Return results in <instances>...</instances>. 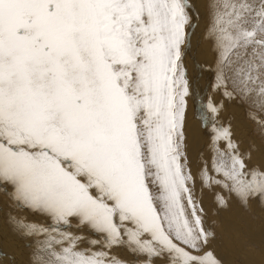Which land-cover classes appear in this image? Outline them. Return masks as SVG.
Returning a JSON list of instances; mask_svg holds the SVG:
<instances>
[{
  "label": "snow or ice",
  "instance_id": "6c2138e0",
  "mask_svg": "<svg viewBox=\"0 0 264 264\" xmlns=\"http://www.w3.org/2000/svg\"><path fill=\"white\" fill-rule=\"evenodd\" d=\"M216 7L221 61L264 110V0ZM189 9L188 0H0V187L50 217L52 232L75 220L101 237L81 249L84 237L16 221L46 235L35 264H121L105 249L124 245L145 264H220L181 162ZM230 136L215 129L231 150L214 160L223 186L245 204L264 199V171L247 170Z\"/></svg>",
  "mask_w": 264,
  "mask_h": 264
},
{
  "label": "rangeland",
  "instance_id": "374dc122",
  "mask_svg": "<svg viewBox=\"0 0 264 264\" xmlns=\"http://www.w3.org/2000/svg\"><path fill=\"white\" fill-rule=\"evenodd\" d=\"M190 2L193 7L197 6L202 11L199 14H197L194 8L189 11L191 27L197 15L200 19L197 23L200 26L197 35L198 47H195L196 49L193 50L191 49L187 60L183 61L185 68L190 71H187L189 89L193 94L194 90L190 87L192 86L193 88L195 83L197 84L196 88L203 95V100L206 98L208 101L217 102L222 108H227L226 112L222 111L224 117L221 119L227 123L229 120V123L223 122L219 116H214L212 119L213 124H226V126L224 124L223 126L231 133L230 139L231 141L234 140L233 144L238 149L248 171L260 170L255 168V163L250 159V152H253L251 147L254 148L253 154H261L263 157L261 167L264 169V125L260 123V121H264V110L258 106L259 97L255 93H249L245 96L240 91L241 86L238 84L235 74L226 68L224 62L221 61V50L218 47L216 39L217 33L212 31L215 15L218 10L222 11V8L217 9L216 5L222 3V0H200V2L199 0H190ZM188 28L186 26L185 30ZM201 48L203 52H201ZM191 56L194 57L192 58ZM192 64H195V66ZM198 64H200V68H203L204 71L199 70V73L195 71V68L199 67ZM207 70L210 72V78L206 77L208 76L207 72H205ZM218 76L221 79H218ZM204 86H207L209 89L204 88ZM192 94L187 97L186 114L188 111L192 114V118L191 116L190 118L196 123H194V132H197V134L194 133L192 135L189 128L186 132L184 122L181 162L184 165L185 174H190L192 177L188 181V187L196 202L198 214L202 217L204 227L213 233V236L210 238L211 246L207 245L206 250L212 251L220 261V264H264V199L257 194L249 197L245 204L234 192H230L223 186L224 183H230V181H226L223 174L216 171L214 160L218 162L219 155L217 151L221 150L230 154L231 150L224 147L221 140H215L218 146H213L211 151L208 150L207 146H203L207 122L205 119H201V115L204 116L203 112H201L202 110L198 108L201 114L200 118L194 112L197 110L198 97H196L193 105L192 103L189 105L192 100ZM195 96L193 94V97ZM250 115L255 118H252ZM199 125L201 126L199 127ZM201 127L205 129L203 130ZM198 130L199 138L196 139ZM185 133L190 135L188 144L186 141L188 137ZM190 142H193V147L192 145L190 147H192L191 152H194L196 157L191 162L188 160V145ZM208 153L210 154V159L207 160L206 156ZM203 154L204 156H202ZM263 169L261 171H264ZM202 177L208 178V180H204ZM196 181H199L201 188L200 185L195 184ZM216 181H220V183H216ZM221 198L226 202L225 204L220 202ZM14 202L6 194L5 190L0 187V264H29L27 257L34 258L38 255L36 252L37 245L46 239V235L43 233L40 235H25L24 231L18 227L16 221L50 228L49 231L52 230L54 222L50 217L34 212L27 207L19 206L17 202ZM201 208L203 211L199 212ZM71 224L72 231L68 229L69 227L60 225L56 226L57 231H51L50 233H53L52 235H55L57 238H59L60 232H70L84 237L85 239L79 244L81 249L90 247L87 241L101 239L99 234L87 229V226H77L75 220H72ZM84 227L87 229V232L82 234L77 233L80 231L79 229ZM56 247L59 250V246ZM92 248L94 251L101 250L99 245L92 246ZM105 250L109 252L110 256L119 260L121 264H145L148 260L146 255L133 253L127 245L113 246ZM22 256L26 257V261H23ZM151 260L152 264H169L167 256L152 257Z\"/></svg>",
  "mask_w": 264,
  "mask_h": 264
},
{
  "label": "bare ground",
  "instance_id": "6f19581e",
  "mask_svg": "<svg viewBox=\"0 0 264 264\" xmlns=\"http://www.w3.org/2000/svg\"><path fill=\"white\" fill-rule=\"evenodd\" d=\"M199 2H200V0H199ZM188 3H189V5H190V9H189V11H191V9L192 8H194L195 10H196V12H197V14H199V12H201L202 11V9L201 8H199V7H197V6H192L191 5V2H190V0H188ZM192 14V13H191ZM198 16V15H197ZM196 16V19H195V21H194V24L192 25V27H189L187 30H186V32L189 34L188 35V39H187V43L190 45L189 47H187L186 49H183V51H184V55L186 56H184L183 55V58H182V60L184 61L185 59L187 60V58H188V56L190 55V53H189V51L192 49H196L195 47H198V40H197V35H198V33H199V27L200 26H198V21L200 20L199 19V17H197ZM200 18H201V16H200ZM199 51V50H198ZM193 52V51H192ZM191 52V53H192ZM195 52V51H194ZM201 52H203V49L201 48ZM196 53H197V50H196ZM195 54V53H194ZM198 54V53H197ZM193 55V54H192ZM200 55H202L201 53H200ZM194 56H196V55H194ZM193 56V57H194ZM192 57V56H191ZM192 57V58H193ZM203 57V56H202ZM196 58H197V56H196ZM195 58V59H196ZM191 59V58H190ZM194 59V60H195ZM187 62V61H186ZM184 64V63H183ZM186 65V64H185ZM188 65V64H187ZM193 65V64H192ZM200 64H198V66H199ZM193 66H195V64L193 65ZM187 68H188V66H187ZM191 69V68H190ZM192 70V69H191ZM194 70V69H193ZM199 70H203V68H200V66L199 67H196L195 68V71L197 72V73H199L198 71ZM187 71H189V70H187ZM204 71V70H203ZM190 72V71H189ZM200 72H202V71H200ZM205 72H207L206 74H208V76H206V77H208V78H210V72H208V70L207 71H205ZM203 73V72H202ZM203 75V74H202ZM204 76H205V74H204ZM201 77V76H200ZM197 78V77H196ZM207 78V79H208ZM195 79V78H194ZM198 79V78H197ZM211 80V79H210ZM197 82H198V80H196ZM205 84V83H204ZM195 85V86H194ZM194 85H193V88H192V86L190 87L191 89H193L194 90V92H193V94H195L196 96L195 97H193V94H192V92H191V90L189 89V92H190V95L192 94V100H191V102H190V104L189 105H191V103H192V105L194 104V101H195V99H196V97H198V99H197V110L196 111H194V112H196V114H198L197 116H199V118H200V112L198 111V108H199V110H202L201 112H203V114H204V116H205V120H206V122H207V130H205V132H204V139H203V141H204V144H203V146H207L208 147V150L209 151H211V149L213 148V146H218V144H216V142H215V140H214V136H215V129L216 128H219V127H223L224 128V126H223V124L226 126V124L225 123H227L225 120H222L223 119V115H224V113L222 112V111H224V112H226V109L227 108H222L217 102H211V101H208L206 98L203 100V95H202V93L196 88L197 87V84H195L194 83ZM202 85V84H201ZM207 88V86H204V88ZM207 89H209V88H207ZM203 94H205V93H203ZM194 99V100H193ZM209 102H211L212 104H213V106H215L216 107V109H217V111L215 112V113H213V112H211V110L208 108V104H209ZM190 116H191V118H192V114L188 111L187 112V114H186V116H185V127H186V132H187V129L189 128L190 130H191V133H192V135L194 134V133H196L197 134V132H194V123H195V121L193 120V119H191L190 118ZM214 116H219L220 117V119L223 121V122H225V123H219V124H217V125H214L213 124V118H214ZM251 117H252V115H250ZM253 118V117H252ZM198 121V120H197ZM200 122H201V124H202V121L200 120ZM204 123V122H203ZM228 123H229V120H228ZM227 123V124H228ZM196 124V123H195ZM201 125H199V127H200ZM206 127V126H205ZM201 128H203V127H201ZM199 129V128H198ZM205 128H203V130H204ZM186 134V133H185ZM202 134V133H201ZM187 135V137H188V140H186L187 141V144H188V141L190 140V135L189 134H186ZM192 138V137H191ZM199 138V130H198V136H197V138L196 139H198ZM231 138V137H230ZM194 141V140H193ZM200 141V140H199ZM221 142H222V144H223V146L224 147H226L227 148V141H225V140H221ZM232 142H234V140H232ZM199 144V143H198ZM192 145V147H193V142H190L189 143V145H188V147H189V149H188V147H187V149H188V155H189V157H188V160H189V162H191V160L193 161V160H195L194 159V157H195V153L194 152H191V150H192V147H190ZM200 145H202V144H200ZM198 147V146H197ZM199 148V147H198ZM245 148H247V147H245ZM252 148V151L253 152H250V159H251V161H253L254 163H255V168H258V169H260V170H258V171H261V169H263L262 167H261V165H262V161L261 160H263V157L261 156V154H258V155H256V154H253L254 153V148L253 147H251ZM200 149V148H199ZM228 149V148H227ZM198 150V149H197ZM202 150V149H201ZM190 151V152H189ZM218 152V155H219V159L221 158V154L222 153H226L225 151H217ZM243 152V151H242ZM194 155V156H193ZM202 156H204V154L202 155ZM207 160L208 159H210V154L208 153L207 154ZM196 158V157H195ZM226 158V157H225ZM261 158V159H260ZM219 159H218V161H219ZM191 164V163H190ZM193 166H195V165H193ZM192 167V166H191ZM194 168H196V166L194 167ZM197 169V168H196ZM264 170V169H263ZM191 173H192V171H191ZM197 177V176H196ZM204 180H208V178H204V177H202ZM193 180H195V179H193ZM205 182V181H204ZM195 184L196 185H200L199 184V181L197 182H195ZM208 184V183H207ZM206 185V184H205ZM198 188H199V186H197ZM200 188H201V185H200ZM213 191V190H212ZM197 199H199V198H197ZM219 200V199H218ZM9 201V200H8ZM11 202V201H10ZM207 202V201H206ZM9 203V202H8ZM15 203V202H14ZM17 207V206H16ZM9 209V208H8ZM11 209V208H10ZM19 209V208H18ZM17 209V210H18ZM1 210V209H0ZM17 212V211H16ZM16 212H15V214H16ZM18 215V214H17ZM16 216V215H15ZM16 220V219H15ZM16 224V223H15ZM8 226V225H7ZM37 226H39V227H41L40 225H37ZM54 226V225H53ZM52 227V226H51ZM65 227V226H64ZM59 228V227H58ZM50 229V228H49ZM68 229H70L71 231H72V228L71 227H69ZM87 229H89V228H87ZM87 229L84 227V228H81V229H79L80 231L79 232H77V233H85V232H87ZM58 230V229H57ZM75 231H78V230H75ZM51 232V231H50ZM53 234V233H52ZM211 238V237H210ZM210 238H209V242H208V244L207 245H209V246H211V242H210ZM216 239V238H215ZM216 241V240H215ZM217 242H218V240H217ZM15 246V245H14ZM5 249V248H4ZM210 249V248H209ZM213 249V248H212ZM5 251H6V249H5ZM22 253V252H21ZM25 258L26 257H23L22 256V259H23V261H26L25 260ZM27 261H28V263L29 264H35V260H34V258L33 257H27ZM226 263V262H225ZM17 264V263H16Z\"/></svg>",
  "mask_w": 264,
  "mask_h": 264
}]
</instances>
